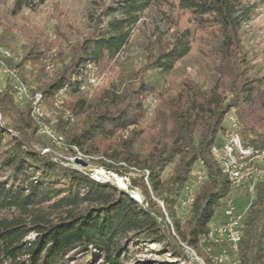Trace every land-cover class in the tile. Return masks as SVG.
I'll return each instance as SVG.
<instances>
[{"label":"trees","instance_id":"trees-1","mask_svg":"<svg viewBox=\"0 0 264 264\" xmlns=\"http://www.w3.org/2000/svg\"><path fill=\"white\" fill-rule=\"evenodd\" d=\"M48 1L0 0V46L14 53L19 42L9 20ZM157 2L115 0L65 56L50 61L45 43L32 38L21 47L18 61H7L31 95H40L41 108L51 112L64 98L61 114H52V128L67 150L95 157L97 144H114L103 154L106 161L98 162L101 167L117 175L147 171L148 186L144 175L130 176L132 189L143 188L139 203L115 184L98 182L37 150L49 139L39 133L31 103L19 107L8 86L0 92V115L6 121L0 123V264H144L138 260L143 254L151 255L153 264H179L190 256L183 245L213 264L200 247L211 222L222 215L223 200L233 197L212 154L229 112L237 117L245 144L264 148V77L251 78L247 58L238 53L242 31L259 9L249 0H178L179 8L200 24L216 27L219 65L212 86L193 78L169 90L165 86L192 52L194 33L185 29L172 42L149 49L138 78L90 97L93 74L115 63ZM148 98L157 105L146 122ZM197 163L206 177L183 221L177 209ZM244 226L240 263L264 264V179Z\"/></svg>","mask_w":264,"mask_h":264},{"label":"rangeland","instance_id":"rangeland-1","mask_svg":"<svg viewBox=\"0 0 264 264\" xmlns=\"http://www.w3.org/2000/svg\"><path fill=\"white\" fill-rule=\"evenodd\" d=\"M113 1L115 0H50L36 12L32 13L25 11L16 19H10V28L17 38L16 41L19 42L13 45L15 50L14 53L12 52V60L16 62L22 57L23 53L21 47L29 43L27 39L32 38L45 43L48 49L47 57L50 61L57 59V57H61L59 56L60 54L65 56L66 53L72 51V47L76 44L77 40L86 38V36L92 32L96 21H98L101 16L103 8ZM249 2L257 6L256 10L258 8L259 13L243 29L238 53H241V55L247 58V67L250 68L248 70L249 76L256 79L264 77V0H249ZM185 29H190L194 33L192 52L190 56L176 68V71L168 78V81L164 82L165 86L169 90L174 87V84L179 83L185 78H193L199 82L205 81L204 84L207 87L212 86L215 79H217V66L219 65V61H217L218 59L216 58V52L219 46V36L217 35L216 27L211 26V24H200V21H197L196 17L189 11H184L179 8L178 0H158L155 7L144 14L130 39L129 45L116 58L115 63H112V65L102 73L93 74L97 79V84L90 89L89 96L92 97L97 92L106 88L113 86L120 87L121 84L124 85L125 82L138 78V72H141L149 62V49L152 48L153 45H158V42L161 44L172 42L175 35ZM1 32L2 30L0 28V34ZM154 50L155 49H153V51ZM241 60L242 58L237 60V68H240L242 71L244 67L241 65ZM3 85L0 76V92L3 90ZM63 99L64 98L61 96L57 99L54 110L52 109L51 112L44 109L43 105L41 108L40 105L38 110L44 113L45 118H38L31 113L33 120H42L45 125L46 120H51L48 125L54 127L55 121L52 119V114H61ZM156 105L157 102L153 98H148L146 100V122L153 118ZM55 110H57V113ZM65 114L66 116L68 115L67 113ZM229 117L237 119L234 112L231 111L225 118L224 125H228ZM1 120L5 125L6 121L2 115ZM111 145L114 146V144H107L105 142L97 144L96 149L98 155L95 157H85L79 152L75 154L67 150L68 148L60 146H56L55 148L49 144V141H47L46 148L51 150L50 153L55 157V160L60 162L63 166H70L90 175H101L105 173V175L110 177H104L106 180L111 179L118 187H127L132 193L131 196L137 198L135 200L141 203V191L143 188L138 187L137 189H132L130 176L141 177L144 175V183L148 186V172L146 171L141 174L138 170L131 169L128 175H117L113 172L106 171L98 162L101 160L106 161L103 154L110 151L112 147L109 146ZM36 148L39 147L37 146ZM73 158L84 160L88 164V167L84 168L75 165L74 162H71ZM120 165L125 168L127 167L125 164ZM201 173H205V170L202 164L197 163L193 168L187 187L193 188L197 175ZM198 188L199 187L194 189V195ZM232 196L233 200L238 204V207L241 208V206L244 205L246 207V198L244 196H240L239 193H234ZM190 207H187L188 209H182L183 211L177 209L178 217L182 218L183 221L186 220ZM222 211L223 209H220L218 213ZM166 221L170 223L168 218H166ZM153 246L154 248H161V245ZM183 247L188 251L190 256L186 259L179 260V264H195V260L199 261L197 263L204 264L203 259L198 257L194 251L184 245ZM200 248L202 253L211 259L213 264H241L238 257L239 254L233 256L228 252L226 254L221 252L223 257L220 259L223 260V263H220L215 256L209 255L203 246ZM221 253L218 251L215 254ZM138 260L144 264H153L154 262L153 257L148 254L139 256ZM156 262L159 261L156 260ZM163 262L164 264L168 263L167 261ZM169 263L178 264L177 261L173 260L169 261Z\"/></svg>","mask_w":264,"mask_h":264},{"label":"built area","instance_id":"built-area-1","mask_svg":"<svg viewBox=\"0 0 264 264\" xmlns=\"http://www.w3.org/2000/svg\"><path fill=\"white\" fill-rule=\"evenodd\" d=\"M0 76L3 81V90L4 91L8 86L13 90V97L15 103L24 108L28 103H31V113H36L38 118H45L44 113L40 110H36V100L33 99V95L28 91L20 88V85L13 84V77L9 76L6 72L3 65H0ZM95 83V82H94ZM43 133L52 134V127L47 123L46 125H38ZM222 132L221 141H217L215 144V150L222 154L225 165L228 169V172L232 175V192L239 193L240 196L248 198V187H258L259 179L256 178H247L246 174H238V171L230 166V158H233V145H232V128H236L233 125L231 117L228 118V125H224ZM56 137V136H55ZM58 142H65L64 139L57 137ZM246 145V144H245ZM247 150L254 148L253 146L246 145ZM242 159V156H241ZM74 158L71 159V162H74ZM102 177H108V175L101 174ZM110 176V175H109ZM204 174H198L196 180L199 179ZM194 195L192 193V187H187L185 190L184 196L179 201L178 210L184 209L189 201V196ZM223 212L219 219L211 222L209 229L205 235H203L201 240V246H203L207 253L211 256H215L219 262L223 263V260L220 259L223 257V254L227 252L235 256L236 252V237L239 235L240 226H237V219L242 215V212L245 209V205L238 207V204L233 200L232 197L223 200L222 202ZM223 252V254H215L216 252ZM215 254V255H214ZM220 256V257H218Z\"/></svg>","mask_w":264,"mask_h":264},{"label":"bare ground","instance_id":"bare-ground-1","mask_svg":"<svg viewBox=\"0 0 264 264\" xmlns=\"http://www.w3.org/2000/svg\"><path fill=\"white\" fill-rule=\"evenodd\" d=\"M12 59H13L12 52L0 46V65H3L6 72H8L9 76L13 77V84L20 85V88H23L24 90L30 93L28 87L21 81L18 71L8 66L7 61L12 60ZM96 84H97V79L92 78L91 85L96 86ZM34 99L36 100V110H38L40 108L39 104L41 102V97L40 95H36ZM32 115L37 117L36 113H33ZM0 118H1V115H0ZM231 119H232L233 125L236 128H232V145H233L234 152H233V158H230V166H233V168H235L238 171V174H246L247 178L259 179V184H260L261 181L264 179V148L263 149L250 148L247 150V146L245 145V142L238 130L239 124H237V121L235 118L231 117ZM37 120L38 121L36 122L38 123V125H45L41 120L39 119ZM39 133L41 134V136L42 135L46 136L53 145L58 146V147L60 146V147L67 148L64 142H58L57 137L60 139L62 138L59 137L53 131V129H52V134H47V133H43L42 130L39 128ZM221 139H222V135L220 136L219 141H221ZM46 151L48 152L51 150L47 149ZM212 154L222 174L227 177L231 185V188H232V175L230 174V172H228V169L225 165V161L223 160L222 154H219L215 150V146L212 148ZM241 156H242V159H241ZM202 174H204V176H201L199 179L196 180V183H194V186L192 188V193H194L195 188H197L199 185L203 183L206 175L205 173H202ZM255 196H256V187H248V198H247L248 203L244 211L242 212V215L237 219V226H240V230H239V235L236 237L237 247H236L235 255L239 254L240 252L242 239H243V233H244L243 231L245 227L244 226L245 217L250 207H252ZM193 197L194 195L189 196V201L187 202V205L184 208H187V207L189 208L191 206L194 200Z\"/></svg>","mask_w":264,"mask_h":264},{"label":"water","instance_id":"water-1","mask_svg":"<svg viewBox=\"0 0 264 264\" xmlns=\"http://www.w3.org/2000/svg\"><path fill=\"white\" fill-rule=\"evenodd\" d=\"M0 123H2V120H1V118H0ZM3 124V123H2ZM37 150H39V151H41L43 154H51L50 152L51 151H46L47 150V148H44V149H40V148H36ZM74 164L75 165H77V166H81V167H84V168H87L88 167V164L84 161V160H82V159H80V158H76L75 160H74ZM93 179H95L96 181H99V182H104V183H106V182H110V183H113V181L110 179V180H106L104 177H102L100 174H96V175H90ZM113 184H115V183H113ZM118 187V186H117ZM119 189H121L122 191H125V192H127V193H130L131 195H132V193L128 190V188L127 187H118ZM134 198V197H133ZM134 199H137V198H134ZM138 201V200H137ZM195 262H199L198 260H195ZM198 264H200V263H198ZM205 264V263H204Z\"/></svg>","mask_w":264,"mask_h":264}]
</instances>
